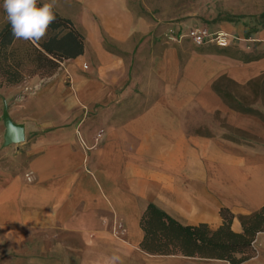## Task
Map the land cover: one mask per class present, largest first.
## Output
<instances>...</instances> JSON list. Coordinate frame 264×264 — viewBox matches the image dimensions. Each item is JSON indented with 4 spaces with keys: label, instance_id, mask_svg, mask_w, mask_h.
<instances>
[{
    "label": "crops",
    "instance_id": "1",
    "mask_svg": "<svg viewBox=\"0 0 264 264\" xmlns=\"http://www.w3.org/2000/svg\"><path fill=\"white\" fill-rule=\"evenodd\" d=\"M145 6L56 0L83 53L49 77L0 87V264H230L141 249L146 205L211 229L226 208L237 233L240 216L264 205V121L212 89L221 76L241 88L264 74V27L237 47L192 48L153 31ZM250 106L264 116V96ZM4 107L23 126L21 144H2ZM252 246L239 264H264V231Z\"/></svg>",
    "mask_w": 264,
    "mask_h": 264
},
{
    "label": "trees",
    "instance_id": "2",
    "mask_svg": "<svg viewBox=\"0 0 264 264\" xmlns=\"http://www.w3.org/2000/svg\"><path fill=\"white\" fill-rule=\"evenodd\" d=\"M42 5L38 1L37 6ZM55 15L56 20L50 25L46 36L36 44L14 38L10 23L8 20L4 22L0 28V87L18 84L28 77H49L57 71L62 61L83 53V35L68 18L56 12ZM230 17L237 19V16ZM258 30L259 28L243 38H250ZM181 33V30H177L170 35L178 38ZM105 45L109 47L108 44ZM222 82L240 86L224 76L213 82V91L228 106L240 112L257 115L264 121L262 114L245 104L246 97L240 100L232 98L227 92V84L222 85ZM259 85L261 91L264 74L241 88L248 94L255 95ZM219 214L222 223L216 229L209 228L205 223L185 225L155 204L148 203L139 219V226L144 233L140 247L150 254L213 258L230 264H239L252 257L255 235L264 231V205L256 212L240 216L242 231L239 233L231 230L233 214L228 209L221 208Z\"/></svg>",
    "mask_w": 264,
    "mask_h": 264
},
{
    "label": "rangeland",
    "instance_id": "3",
    "mask_svg": "<svg viewBox=\"0 0 264 264\" xmlns=\"http://www.w3.org/2000/svg\"><path fill=\"white\" fill-rule=\"evenodd\" d=\"M142 1L146 5L145 8L142 9L143 13L149 17V20L153 22L155 26L152 30L161 35H170L177 30H181L184 33L192 28H206L210 32L226 33L229 35L228 43L234 41V46L237 47L238 40H236V37L247 36L258 28L264 27V0ZM3 4L4 0H0V28L7 20V14ZM230 16H237V19H233ZM184 41L183 43L188 44L187 46L192 48L195 47L190 39H184ZM224 84H227V92H229L231 96L242 94L243 89L222 82V85ZM259 87L260 85L255 95L246 93L245 104L247 106H250L259 94L264 96V85L261 91ZM219 122L220 126L224 128L225 124L223 121L219 119ZM198 131L209 134L206 129H200ZM225 136L237 137V134L230 130L225 133ZM22 142L23 141L14 144H21Z\"/></svg>",
    "mask_w": 264,
    "mask_h": 264
},
{
    "label": "clouds",
    "instance_id": "4",
    "mask_svg": "<svg viewBox=\"0 0 264 264\" xmlns=\"http://www.w3.org/2000/svg\"><path fill=\"white\" fill-rule=\"evenodd\" d=\"M37 4L38 0H4L3 7L14 38L36 44L46 36L50 25L56 20V0L42 6ZM119 259L113 255L106 259L105 264H116Z\"/></svg>",
    "mask_w": 264,
    "mask_h": 264
},
{
    "label": "built area",
    "instance_id": "5",
    "mask_svg": "<svg viewBox=\"0 0 264 264\" xmlns=\"http://www.w3.org/2000/svg\"><path fill=\"white\" fill-rule=\"evenodd\" d=\"M182 37L189 38L196 45L214 43L218 46L224 47L228 44L229 35L223 32H210L206 28H192L179 34L177 39Z\"/></svg>",
    "mask_w": 264,
    "mask_h": 264
},
{
    "label": "water",
    "instance_id": "6",
    "mask_svg": "<svg viewBox=\"0 0 264 264\" xmlns=\"http://www.w3.org/2000/svg\"><path fill=\"white\" fill-rule=\"evenodd\" d=\"M3 123L5 126V133L3 136V145L18 143L23 141V126L21 124H15L10 119L6 107L3 109Z\"/></svg>",
    "mask_w": 264,
    "mask_h": 264
}]
</instances>
